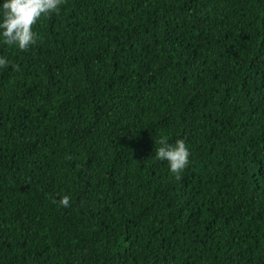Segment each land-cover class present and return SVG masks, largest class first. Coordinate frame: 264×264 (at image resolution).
Wrapping results in <instances>:
<instances>
[{
    "label": "trees",
    "instance_id": "16d2710c",
    "mask_svg": "<svg viewBox=\"0 0 264 264\" xmlns=\"http://www.w3.org/2000/svg\"><path fill=\"white\" fill-rule=\"evenodd\" d=\"M33 28L0 43V264H264V0H63Z\"/></svg>",
    "mask_w": 264,
    "mask_h": 264
},
{
    "label": "clouds",
    "instance_id": "9594fccd",
    "mask_svg": "<svg viewBox=\"0 0 264 264\" xmlns=\"http://www.w3.org/2000/svg\"><path fill=\"white\" fill-rule=\"evenodd\" d=\"M63 0H0V43L15 46L18 50H27L38 40L33 26L42 18L59 10ZM9 64L6 57L0 55V67ZM19 71V65H12ZM156 143L154 156L165 161L168 169L179 178V173L189 164L190 151L183 139L169 143L161 137ZM57 203L69 207L70 197L62 196Z\"/></svg>",
    "mask_w": 264,
    "mask_h": 264
}]
</instances>
